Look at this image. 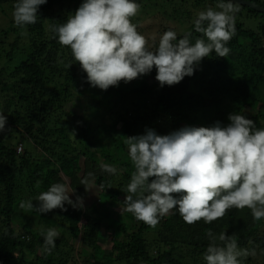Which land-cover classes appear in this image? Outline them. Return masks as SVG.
<instances>
[{
	"label": "trees",
	"instance_id": "1",
	"mask_svg": "<svg viewBox=\"0 0 264 264\" xmlns=\"http://www.w3.org/2000/svg\"><path fill=\"white\" fill-rule=\"evenodd\" d=\"M80 1L46 0L38 8L37 22L27 26V36L21 35L23 30L13 19L0 26V62L10 64L0 67V113L7 117L5 130L0 131V264H206L209 231L217 237L221 232L234 234L238 247L255 249L254 256L241 258L243 264H264V218L255 220L247 207L231 208L211 223L201 219L195 236L182 244L161 240L160 231L154 234L152 227L125 210L124 202L135 170L124 137L143 135L146 129L167 135L184 126L211 127L217 121L227 125L230 113L241 114L245 106L256 105V113L245 118L253 120L257 129L264 128V102L255 100L264 87V15L241 6L235 17L253 18L254 28L235 18V35L225 45L229 54L219 57L213 51L195 66L193 75L175 85L161 87L153 67L148 73L151 82L142 76L127 85L119 82L107 90H95L97 97L89 107H70L92 86L70 48L58 42L50 26L66 23ZM248 1L264 8V0ZM135 2L143 15L157 8L169 20L187 23L193 18L189 27L169 28L164 17L160 31L173 30L177 39L191 33V42L204 38L194 29L198 15L194 10L205 11L219 0ZM15 3L0 0V10L9 6L13 12ZM11 34L16 37L7 43ZM152 45L149 49L155 51ZM80 71L84 76L79 77ZM105 165L116 172H108ZM62 176L69 179L75 201L94 185L107 203L98 199L86 210L65 204L67 211L57 208L47 213L20 208L28 200L38 206V189L45 192L54 183H66ZM176 211L161 217L157 226L173 234L169 216ZM32 214L37 215L35 221ZM41 219L46 226L34 229ZM60 227L55 247L45 255L42 232ZM110 230V246L105 250L101 245ZM77 241L81 252L75 250Z\"/></svg>",
	"mask_w": 264,
	"mask_h": 264
},
{
	"label": "clouds",
	"instance_id": "2",
	"mask_svg": "<svg viewBox=\"0 0 264 264\" xmlns=\"http://www.w3.org/2000/svg\"><path fill=\"white\" fill-rule=\"evenodd\" d=\"M45 3L16 0L13 21L23 30L22 36H27L28 25L37 22L38 8ZM240 7L233 0H219V10L209 7L194 21L195 31L206 39L193 44L191 33L177 39L175 31L167 30L155 51L131 22L140 9L135 0H84L66 23L51 25L50 30L70 48L92 87L107 90L146 75L153 67L159 85L172 86L193 75L195 66L213 51L219 57L229 54L225 45L235 35ZM227 119V125L217 121L211 127L184 126L167 135L146 129L143 135L124 137L135 169L127 185L125 210L152 228L174 208L188 224L201 219L211 223L231 208L247 207L255 220L264 218V129L241 114L230 113ZM6 123L7 117L0 113V131ZM104 168L116 172L109 165ZM70 193L75 194L70 185L54 183L36 197L38 206L32 200L19 206L38 213L67 211L65 204L82 208V198L73 202ZM207 235L206 264H243L241 258L255 255V249L238 247L234 234L221 232L217 237L209 231ZM42 236V251L51 254L59 231L49 228Z\"/></svg>",
	"mask_w": 264,
	"mask_h": 264
},
{
	"label": "rangeland",
	"instance_id": "3",
	"mask_svg": "<svg viewBox=\"0 0 264 264\" xmlns=\"http://www.w3.org/2000/svg\"><path fill=\"white\" fill-rule=\"evenodd\" d=\"M84 2V0H81L79 2V6ZM216 4V3H215ZM78 6V8H79ZM186 7H190L188 6V4H186ZM214 7V8H213ZM211 8H213L214 10H219L216 8V6H212ZM169 10V9H168ZM201 11H204L202 9H197V10H194V14H198L199 12ZM146 13H148L147 11H145ZM55 17V16H54ZM138 17H141V19L138 20ZM164 14L162 12L161 9H157L155 8L154 11L152 10V12H149V14H141V13H137V15H135L134 17L131 18V22L133 24H135L137 26V31L138 33H140L141 35H143L147 40H148V47L150 48L151 44H153L152 46H156V42L159 41V37L162 35L160 34V31H161V25L164 24V21L162 19H164ZM166 18V17H165ZM186 19V22L188 21V17H184ZM236 20H240L242 23H245V26H248L249 28H254V26L256 25V22L253 18H239V17H235ZM13 19V12L11 10V7L9 6H4L3 10L1 11L0 10V26L1 27H6L8 25V23ZM190 21L187 22L188 24L189 23H193V18L189 19ZM166 22L165 23L169 28H172V27H177V28H184V27H189V25H187V23L185 22H182L180 23V21L178 20H169L166 18ZM185 23V25H184ZM16 27V26H15ZM16 37V35L14 34H11L9 35V38L7 40V43L8 42H11L14 38ZM155 38V39H153ZM204 39H206L204 37ZM195 40L194 39L193 41H191V43H195ZM4 50H8L7 48H3ZM10 66V64H5V60L2 59L1 62H0V67H8ZM84 76V74L80 71V74H79V77H82ZM142 78L144 80H146L147 82H151V79L149 77L148 74L146 75H142ZM120 83H122L123 85H127L128 83L130 82H127L125 83L124 81H120ZM99 89L98 87H91L90 90H92L91 92L89 93H85L84 95H80V100H73V102L69 103L70 107H72L73 105H80V104H83V105H89V104H93L94 101H95V98L97 97L96 94H94L95 90ZM262 94L263 95H257V96H260L259 98L260 99H255V100H258V102H264V87L262 88ZM83 96V97H82ZM93 96V97H92ZM256 96V97H257ZM261 97H263V99H261ZM89 107V106H88ZM257 108H258V105H256L254 108H250L249 106H245V109L244 111L241 112V114H243L244 117H247V116H250V115H254L257 111ZM88 117H91L93 119H95L94 115L92 116H89ZM108 123L109 120L108 119H104V123ZM264 129V128H263ZM24 145L26 147L27 150L31 151V147H30V143L29 141H25L24 142ZM33 155H38L36 153V151H33ZM62 179L66 182V184L70 185V181L68 178L62 176ZM38 191L40 193H42V189L39 188ZM101 196V197H100ZM69 198L73 201H75V197L72 193L69 194ZM100 200L103 202V203H107V199L106 197H103L102 196V192L97 188V187H94V185H89L88 187V192H87V195L82 198V201H83V208L86 210L87 209V206H89L90 204H92L94 201L96 200ZM116 212L117 213H121L122 210H119V209H116ZM170 222L172 224V231H173V234H170L166 229H164L163 226H156L155 228H153V232L154 234H158V232L160 231V239L163 240V241H173V240H176L182 244L186 243L188 240H190L191 238H193L197 232V223H193V224H188L186 223L183 218L179 215L178 211H176V214H173V215H170ZM33 221H35V219H37V215L35 214H32V217H30ZM41 223L39 226H34V229H42L46 226V224H42V219L40 220ZM124 223L123 225L125 226L127 224V222H123ZM121 223V225H122ZM122 225V226H123ZM62 228H58V231L59 233L61 232ZM111 230L110 231H107V242H102V247L105 249V250H108L109 249V246H110V242H108L110 239V234H111ZM166 232V233H165ZM162 233V234H161ZM178 235V236H177ZM111 241V240H110ZM104 243V244H103ZM75 250L77 252H81V248H80V243L79 241H77L75 243Z\"/></svg>",
	"mask_w": 264,
	"mask_h": 264
},
{
	"label": "water",
	"instance_id": "4",
	"mask_svg": "<svg viewBox=\"0 0 264 264\" xmlns=\"http://www.w3.org/2000/svg\"><path fill=\"white\" fill-rule=\"evenodd\" d=\"M233 2H238L242 7H247L251 10H254L257 13L264 15V8L248 0H233Z\"/></svg>",
	"mask_w": 264,
	"mask_h": 264
},
{
	"label": "built area",
	"instance_id": "5",
	"mask_svg": "<svg viewBox=\"0 0 264 264\" xmlns=\"http://www.w3.org/2000/svg\"><path fill=\"white\" fill-rule=\"evenodd\" d=\"M21 151V147L17 148V153H19Z\"/></svg>",
	"mask_w": 264,
	"mask_h": 264
}]
</instances>
